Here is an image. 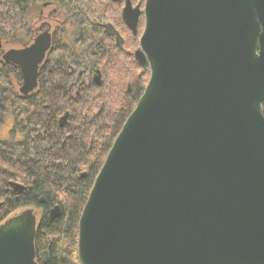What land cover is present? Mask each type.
<instances>
[{"label": "water", "instance_id": "95a60500", "mask_svg": "<svg viewBox=\"0 0 264 264\" xmlns=\"http://www.w3.org/2000/svg\"><path fill=\"white\" fill-rule=\"evenodd\" d=\"M144 1L122 21L137 37L144 17L133 58L149 80L82 209L78 263L264 264V0ZM51 51L44 33L2 56L22 97ZM37 223L28 208L0 225V264H38Z\"/></svg>", "mask_w": 264, "mask_h": 264}, {"label": "trees", "instance_id": "16d2710c", "mask_svg": "<svg viewBox=\"0 0 264 264\" xmlns=\"http://www.w3.org/2000/svg\"><path fill=\"white\" fill-rule=\"evenodd\" d=\"M44 3L69 20L75 35L70 41L56 38L33 96L13 90V81H22L20 72L0 60V128L10 124L8 138L0 137V225L21 210L39 209L37 263L79 264L82 209L149 73L134 61L139 40L124 27L120 7L111 0H0V43L29 40ZM108 23L122 37L121 48L104 34L102 25ZM91 60L100 74L98 86L86 77ZM12 184L27 192L15 194ZM39 199H44L42 205ZM54 207H59L60 217L50 222ZM41 253H47L46 262Z\"/></svg>", "mask_w": 264, "mask_h": 264}, {"label": "flooded vegetation", "instance_id": "af4514ba", "mask_svg": "<svg viewBox=\"0 0 264 264\" xmlns=\"http://www.w3.org/2000/svg\"><path fill=\"white\" fill-rule=\"evenodd\" d=\"M111 1H112V3H114L120 7V19H121L122 24L124 25V23L122 21V12H123V9L125 8L126 0H111ZM130 4H131L133 9L139 8L140 11H143L145 1L144 0L143 1L142 0H130ZM142 23L144 24V17L141 15L139 18L138 27H137V37H140V35L138 34V31H139V26ZM104 25H106V24H104ZM104 25H102V28ZM110 25H112V24H110ZM124 27L127 29V27L125 25H124ZM114 29H115V27H114ZM31 33H32V37L29 40H27L26 42L20 43L19 49L30 46L38 36H40L44 33H47L50 37V40H51L52 51L49 52L48 56L45 59V61H46L48 59L49 55L54 50V43H55L56 38L59 36H63V38L66 41H70L73 38V36L75 35V30L72 27L69 20L57 12V10L53 4L44 3L39 8L37 21L35 23L31 24ZM118 34H119V32H118ZM130 34L132 35L131 32H130ZM137 37H135V38H137ZM11 41H13V40H11ZM114 41H115V39H114ZM4 44H7V42H5L3 44L1 43V50L3 49ZM115 45H116V43H115ZM1 50H0V60L2 61V56L4 54H2ZM45 61H44V63H45ZM92 62H93V64H92ZM96 73L99 74V72L95 68V62L91 60L90 64H89L88 74L86 77L91 81L92 84H94L93 79H94ZM99 76H100V74H99ZM21 83H22V81H21ZM100 83H101V78H100ZM42 254L43 253L40 254V259H41ZM36 261H37V259H36Z\"/></svg>", "mask_w": 264, "mask_h": 264}, {"label": "rangeland", "instance_id": "374dc122", "mask_svg": "<svg viewBox=\"0 0 264 264\" xmlns=\"http://www.w3.org/2000/svg\"><path fill=\"white\" fill-rule=\"evenodd\" d=\"M143 30H144V24L142 23L141 25H140V28H139V31H138V34L139 35H141L142 34V32H143ZM137 39L139 40V37H137ZM19 42H21V39L19 38L18 40H14L12 43H9V44H5L4 46H3V49L1 50V52H2V54H4V53H7L8 51H10V50H12V49H19L20 48V45L19 44H17V43H19ZM138 48H135L134 50H133V53L137 50ZM13 84H14V87H13V90L15 91V92H17L18 93V90H19V87H20V84L21 83H15L14 81H13ZM9 131H10V124L9 123H5L4 125H3V127H1L0 128V137L2 138V139H7L8 138V135H9ZM29 209H32V211L34 212V214L36 215V218H37V221L39 222V220H40V218H41V216H42V213H41V211L39 210V209H34V208H29ZM25 210V209H24ZM22 211V210H21Z\"/></svg>", "mask_w": 264, "mask_h": 264}]
</instances>
